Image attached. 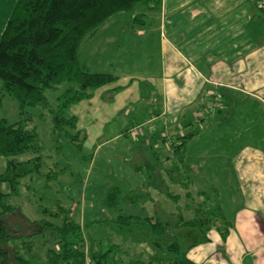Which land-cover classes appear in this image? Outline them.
Segmentation results:
<instances>
[{
  "label": "trees",
  "instance_id": "1",
  "mask_svg": "<svg viewBox=\"0 0 264 264\" xmlns=\"http://www.w3.org/2000/svg\"><path fill=\"white\" fill-rule=\"evenodd\" d=\"M149 1L17 0L0 38V108L4 97L19 104L17 122L0 121V157L6 159L0 174V264H34L39 257L34 252L33 238L44 239L40 244L45 251L44 264H124L129 255L124 246L147 248L143 257L126 264H194L188 260V253L207 243L211 231L217 232L222 241L227 238L230 225L222 213L218 191L213 189L212 195L207 196L194 190L185 163L187 145L196 132L178 136L167 155L147 146L143 154L151 161L145 166H131L141 178L138 188L109 177V187L101 201L106 218L96 223L106 229L107 236L94 242V250L88 256L84 233L91 226H80L74 221L79 196L70 195L67 187H62L67 203L56 198L51 206L35 204L36 213L43 217L31 224L38 228L35 234L17 236L4 223L5 216L16 212L10 200L19 196L22 181L42 177L48 190L69 170L67 162L57 161L42 175L45 150L35 129L28 126L31 119L26 110L40 107L53 115V150L57 156L60 132L66 133L79 152L83 140L75 117L68 116L67 110L90 99L98 90L105 89L102 94L110 96L120 88L113 86L118 81L116 76L90 72L78 62L79 46L111 17L131 13ZM61 86L64 91L57 98L56 108L51 109L44 93L57 91ZM131 146L133 153L135 146L141 148L137 143ZM26 153L33 157L16 160ZM3 186L6 192H2ZM152 192L172 202L173 212L161 208ZM49 239L55 248L48 244ZM114 239L120 243L115 244Z\"/></svg>",
  "mask_w": 264,
  "mask_h": 264
},
{
  "label": "crops",
  "instance_id": "2",
  "mask_svg": "<svg viewBox=\"0 0 264 264\" xmlns=\"http://www.w3.org/2000/svg\"><path fill=\"white\" fill-rule=\"evenodd\" d=\"M259 1L150 0L138 5L124 30L106 34L111 52L107 49L102 61L106 57L110 72L108 62L117 53L123 65H115L117 76L96 69L101 54L94 49L84 48L79 59L82 45H91L98 32L77 53L90 72L119 79L129 58L118 38L133 32L145 61L127 78L145 81V101L160 109L143 123L150 127L148 136L137 145L167 155L162 149L166 140L169 154L178 136L196 132L185 155L194 190L209 196L218 191L230 232L222 241L211 231L207 243L188 253L194 264H264V11ZM152 49L155 68L146 57Z\"/></svg>",
  "mask_w": 264,
  "mask_h": 264
},
{
  "label": "rangeland",
  "instance_id": "3",
  "mask_svg": "<svg viewBox=\"0 0 264 264\" xmlns=\"http://www.w3.org/2000/svg\"><path fill=\"white\" fill-rule=\"evenodd\" d=\"M16 2L17 0H0V38ZM145 7H147L146 4ZM138 10L135 9L131 13L121 14L109 20V23L105 27H100L97 35L89 43L92 46L86 43L82 45L79 59H82L84 48L88 49V51H93L94 49L95 52L101 54L99 59L101 61L100 67H96V69L100 72L108 71L107 73L116 75L117 65L123 67L122 64H119L118 54H113V58L108 62V65L110 66L111 64L113 67L110 68L112 69L110 72L105 67L106 57L102 61L103 54L109 53L107 49L111 52L107 46L106 34L124 30V25L128 22V19L135 16ZM137 29L144 30L141 27ZM127 34L125 39L118 38V45H122L123 53L127 54L129 58V66H125L124 64V72L120 68L118 74L122 72L121 77L118 76L120 78L113 85L120 88L110 96L107 93L102 94L105 89L98 90L90 99L81 100L71 105L67 110L68 116L75 117L77 131L80 132L79 137L83 140L79 152L76 151L75 146L67 139L66 133L60 132L58 138L59 144L57 145L60 154L57 156L53 150L56 148V136L54 137L53 135V115L48 110H43L40 107L26 110L29 115L28 117L31 119L28 126L30 129H35L39 143L45 150V167L41 171L42 175H46L57 161L62 162V164L64 161L67 162L69 170L57 182L51 183L48 190L43 185L44 179L42 177L32 176L31 179L21 182L18 191L19 196L10 200L11 206L17 208L16 212L4 217L6 226L17 236H29L37 232V226L31 224L40 221L43 217L36 213L35 204L51 206L56 198L63 203H67L66 195H64L66 192L62 188L67 187L70 189V195H74L75 193V195L79 196V207L74 215V221L80 226H91L84 233V250L88 256L94 250V242L107 236L106 229L97 226L96 223L106 218V213L101 207V201L109 187V177L125 181L132 188H138L141 185L140 175L136 174L131 166H145L151 160H147L148 155L143 154V151L137 146H135V153L131 152V144L137 143V140L148 136L147 132L150 127L149 125L144 126L143 123L151 119L149 115H158L160 109L158 104L150 105L145 101V92H147V88L144 86L145 81L127 78L132 69L139 71L145 61V57H143V54L136 47L137 37L133 32ZM82 42H85V39ZM146 57L149 65L155 68V50L152 49L151 54ZM90 61L91 65H93L92 60ZM63 91L64 86L58 87L57 91H45L44 95L51 109L56 108L57 98ZM1 120L6 121L8 124H13L19 120V104L17 101L9 97L3 98L0 108ZM139 126H142V129ZM127 127L138 128L137 135L135 137H130L129 134L124 136ZM66 131L74 134L73 130L67 129ZM162 138L163 135L160 134L157 139L160 141ZM157 139L153 140V144ZM162 145L163 151L167 150L165 154H168V141L166 140ZM32 157L30 153H26L18 156L16 160L26 161ZM5 163L6 159L0 157V174L4 172ZM1 190L2 192H6L5 186ZM156 195V193H153L155 200H159L160 207L168 212H173L174 206L172 202ZM38 198L40 200L37 201ZM68 205H70L69 202ZM43 240V237L39 239L33 238L32 240L34 252L39 257V260L35 261L34 264H44L45 251L44 248L40 247ZM114 240L115 244L120 243L118 239ZM47 242L51 247L55 248L52 239H49ZM123 250L129 254L124 259V264L131 260H136L140 256L143 257V254L147 252V248L145 247L133 248L124 246Z\"/></svg>",
  "mask_w": 264,
  "mask_h": 264
},
{
  "label": "built area",
  "instance_id": "4",
  "mask_svg": "<svg viewBox=\"0 0 264 264\" xmlns=\"http://www.w3.org/2000/svg\"><path fill=\"white\" fill-rule=\"evenodd\" d=\"M259 7L264 11V0H260L259 1ZM213 110V109H212ZM203 116H201V115H199L198 117H197V120L198 119H201ZM138 131H139V129L138 128H131V129H129L128 130V134H129V136L131 137H135L136 135H137V133H138Z\"/></svg>",
  "mask_w": 264,
  "mask_h": 264
}]
</instances>
